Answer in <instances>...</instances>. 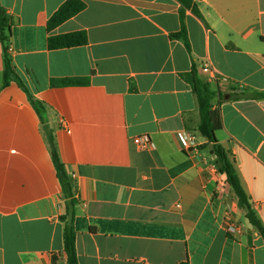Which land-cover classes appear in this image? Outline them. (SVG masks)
<instances>
[{
  "label": "crops",
  "instance_id": "1",
  "mask_svg": "<svg viewBox=\"0 0 264 264\" xmlns=\"http://www.w3.org/2000/svg\"><path fill=\"white\" fill-rule=\"evenodd\" d=\"M66 1L0 0L22 84L3 85L0 42V264H67L49 133L76 200L78 264H264V237L219 173L181 77L194 68L215 93L216 139L264 226V0H193L202 20L184 11L189 50L171 38L178 0H81L48 29ZM80 31L86 44L48 49ZM66 78L82 83L51 85ZM180 131L199 147L184 151ZM143 135L151 148L133 142Z\"/></svg>",
  "mask_w": 264,
  "mask_h": 264
},
{
  "label": "trees",
  "instance_id": "2",
  "mask_svg": "<svg viewBox=\"0 0 264 264\" xmlns=\"http://www.w3.org/2000/svg\"><path fill=\"white\" fill-rule=\"evenodd\" d=\"M181 5L179 11L180 15V30L171 35V38L178 39L183 42L185 47L189 50V43L187 38V32L184 24V11L190 10L197 18L202 20V16L198 11L193 0H178ZM85 4L81 0H67L60 8L50 17L48 20V29H53L66 20L72 18L82 10H84ZM11 34V21L5 10L0 5V42L3 44V85H8L11 81L17 82L19 85L21 81L17 77L6 43L8 42ZM87 38L84 32H73L69 34H63L58 36H50L48 38V49H62L75 46H81L86 44ZM183 80L190 85L191 90L196 98L199 111V123L198 132L201 137L206 140V144L210 146V152L215 157V162L220 174L225 175V181L232 189L235 196L238 199L239 205L243 210L246 219L254 226L264 237V226L260 223L255 213L251 209L247 195L245 194L238 176L228 160L224 148L218 143L215 133L222 128V121L219 110L213 108L212 100L215 93L210 90L209 85L199 79L195 69L190 72L181 75ZM82 83L81 79H59L51 80L52 86H69ZM245 94L240 95H219V101L224 102L232 99L244 97ZM30 101L38 113L42 123L44 122V107L38 102L30 98ZM49 144L51 149L52 160L56 169L57 178L59 180L62 195L64 197V210L59 216V220L63 223V254L67 264H78L76 247H75V205L76 200L73 197L71 185L68 181L67 175L64 171V167L57 155L53 138L49 133ZM55 260V259H54Z\"/></svg>",
  "mask_w": 264,
  "mask_h": 264
},
{
  "label": "built area",
  "instance_id": "3",
  "mask_svg": "<svg viewBox=\"0 0 264 264\" xmlns=\"http://www.w3.org/2000/svg\"><path fill=\"white\" fill-rule=\"evenodd\" d=\"M203 68L205 70L210 69V64L208 61L204 62ZM176 138L181 146V148L186 151L190 152L194 149H197L200 145L198 137H196L193 133H187L185 131H180L176 133ZM133 142L138 146V148L145 150L152 147L151 141L147 135L138 136L133 139ZM237 229L234 225L228 226V232H235Z\"/></svg>",
  "mask_w": 264,
  "mask_h": 264
}]
</instances>
